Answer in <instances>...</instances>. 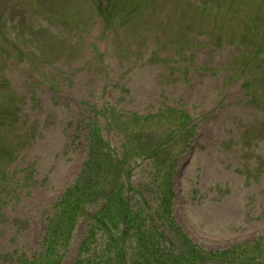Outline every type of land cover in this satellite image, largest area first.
<instances>
[{
	"label": "rangeland",
	"instance_id": "374dc122",
	"mask_svg": "<svg viewBox=\"0 0 264 264\" xmlns=\"http://www.w3.org/2000/svg\"><path fill=\"white\" fill-rule=\"evenodd\" d=\"M198 1L217 9L139 0L136 15L118 13L108 29L95 0H0L19 30L18 50L0 55L7 87L0 104L13 103L17 112L0 131V148L16 155L0 174V264H25L42 252L54 204L87 160L85 125L95 109L123 126L135 116L161 115L150 124L160 132L171 122L167 110L189 114V137L165 149L176 157L174 223L210 251L264 236V50L241 72L244 53L264 40V0ZM253 31L247 49L243 38L251 42ZM251 94L263 95L259 107ZM97 121L121 160V127L110 129L99 115ZM168 158L163 152L162 162L141 161L126 184L148 201ZM139 194L127 192L131 205ZM157 206L152 201L150 212ZM88 230L80 220L63 264L74 262Z\"/></svg>",
	"mask_w": 264,
	"mask_h": 264
},
{
	"label": "trees",
	"instance_id": "16d2710c",
	"mask_svg": "<svg viewBox=\"0 0 264 264\" xmlns=\"http://www.w3.org/2000/svg\"><path fill=\"white\" fill-rule=\"evenodd\" d=\"M95 3L108 29L116 14L127 13L129 17L140 10L139 0H95ZM208 5L204 4V11ZM3 6L6 5L0 6V52L8 56L12 53L9 47L18 50L15 41L19 39V30L15 18L3 15ZM216 9L211 5L209 12ZM252 21L256 24L255 19ZM255 37L256 31L250 34L251 42L244 36L245 44H250L246 45L247 49L254 46ZM263 42L260 39L254 52L247 50L244 53L242 73L247 74L251 63L262 54ZM0 85V90L7 88L6 80L0 78ZM257 96L251 94L250 101L259 107L263 95ZM16 114L13 103L0 104V131L14 123ZM93 114L85 125L88 157L84 168L74 185L54 204L55 214L47 227L42 252L25 264H63L75 229L82 219L88 222L89 230L72 264H264V236L227 249L205 250L194 243L171 217L173 193L170 171L175 167L176 157L165 149L189 137L193 129L190 127V115L178 109L167 110L164 120L171 122L160 132L150 124L161 119V115L135 116L123 126L110 117V111L95 109ZM98 115L105 119L110 129L121 127L120 134L125 140L121 160L114 159L111 148L104 141ZM10 149L0 148V171L16 158L14 150ZM163 152L169 158L164 162V169L156 172L158 179L155 176L151 184L155 195L147 201L145 195L137 193L125 179L128 181L126 176L130 177L133 167L141 161H160ZM128 191L133 192L132 198L139 194L135 196L139 200L134 205H131L132 198H127ZM99 201H102V206L90 216L88 208L99 205ZM152 201L158 206L151 213Z\"/></svg>",
	"mask_w": 264,
	"mask_h": 264
}]
</instances>
